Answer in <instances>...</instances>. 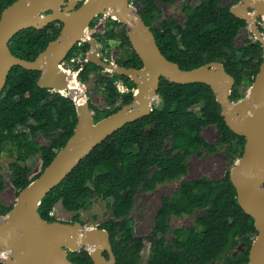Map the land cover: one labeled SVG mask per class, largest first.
I'll use <instances>...</instances> for the list:
<instances>
[{
	"label": "trees",
	"instance_id": "trees-1",
	"mask_svg": "<svg viewBox=\"0 0 264 264\" xmlns=\"http://www.w3.org/2000/svg\"><path fill=\"white\" fill-rule=\"evenodd\" d=\"M17 0H0L2 12ZM176 0H130L144 23L151 29L162 54L184 71H192L210 63H221L235 79L231 100H241L245 85L253 83L263 63L264 49L260 42L246 40L241 47L236 39L247 28V22L232 14L239 0H198L196 7L185 5V22L175 19L159 23L160 5H172ZM114 25L122 24L113 21ZM62 23L55 22L42 30L34 28L18 33L11 41L12 53L24 60L34 61L50 42L56 40ZM109 39L119 37L113 30ZM130 49L126 68H141L143 63L122 32ZM127 49V50H128ZM78 51L68 54L69 60ZM103 59V58H102ZM102 68L85 64L79 79L90 82ZM39 71L15 67L0 96V155L14 145L17 161L10 166L12 183L19 195L41 174L32 177L28 161L39 155L45 170L74 135L78 123L74 102L59 93L38 86ZM122 80L129 89L123 104L134 100L135 83L128 77L99 78L107 102L117 103L121 96L115 82ZM161 108L136 122L127 124L97 146L76 169L42 202L39 213L53 223L52 212L60 203L70 213L88 208L97 197L112 199V218L100 225L109 232L116 264H139L145 247L150 244L147 264H248L249 254L257 236L254 220L240 207L230 173L223 178L184 180L177 191L164 196L156 214L154 227L147 237L135 234L131 214L137 194L152 192L157 186L188 175V160L202 155L206 149L213 153L225 148L229 157L242 155L246 139L235 135L226 125L222 108L211 87L206 84L179 85L162 79L158 90ZM90 110L96 122L115 111H100L93 104ZM200 106L201 113L194 111ZM207 127H215L217 145L203 137ZM19 128L28 133L19 134ZM41 134L49 141L39 146L30 137ZM1 180V175H0ZM1 185V184H0ZM13 207L0 202V217ZM195 217V225L173 229L171 217ZM74 222H83L79 215ZM84 225V224H83ZM108 257V254H105ZM74 264H94L90 254L82 250L69 252ZM2 264V263H0Z\"/></svg>",
	"mask_w": 264,
	"mask_h": 264
},
{
	"label": "water",
	"instance_id": "water-1",
	"mask_svg": "<svg viewBox=\"0 0 264 264\" xmlns=\"http://www.w3.org/2000/svg\"><path fill=\"white\" fill-rule=\"evenodd\" d=\"M80 2L83 3L80 5ZM132 7L134 8V5L130 3V0H17L2 12L0 19V96L15 67H22L28 71H39L41 77L38 80V86L70 98L75 104L78 117L74 135L66 146L40 177L20 192L13 209L6 216L0 217V245H7L11 242L12 248L17 251L15 259H9L2 264H74L69 259V252L82 250L90 254L94 264L100 263L104 258L109 259L111 264H116L111 237L107 230L100 227L93 229L99 234L96 243L104 248L103 256L97 260L89 249L88 239L84 235V232L91 227H85L80 222L75 224L59 221L48 223L42 218L39 210L43 200L97 146L127 124L136 122L153 112L154 107L148 105L146 100L152 92L158 96L162 79L179 85L201 83L210 86L222 108V116L228 128L235 135L246 139L242 159L237 162L242 163L244 175L235 174L238 169L236 163L230 173V179L236 189L240 207L254 220L257 231V236L251 246L248 264H264V60L248 96L234 102L231 100V95L235 79L226 72L223 64L210 63L192 71L182 70L162 54L154 34L140 15L137 12L136 16L131 15ZM250 8L255 10L253 19L246 15ZM110 9L114 10L119 20L105 14ZM231 12L237 18L253 23L257 16L264 18V0H241L232 7ZM102 14L125 24L127 28L130 20L138 21L148 36L141 38L138 36L140 32H133L128 28L129 41L143 63L141 68H126L107 62L100 57L98 44L90 39L85 40L91 44L86 64L91 63L105 72H114L119 76L128 77L135 83L138 91V97L134 95L131 104L99 122L95 121L83 91L84 105L90 116V123L86 124L80 113L78 101L72 96V89L66 88L69 80L67 75L61 71V67L68 54L80 42L74 39V35L88 30L93 20ZM55 22L63 25L59 37L50 42L34 61L21 59L12 53L10 43L18 33L31 28L42 30ZM259 38L264 49V40L262 37ZM44 61H48L46 68H42ZM214 65L224 72L229 85H220L219 81L212 76ZM83 70L84 67L77 73H73L81 87L83 83L79 75ZM133 76L139 78L141 83L134 81ZM148 77H150L149 80ZM61 88H66L69 95L62 93ZM249 100L255 104L254 108H247L246 104ZM139 102L141 103L140 111L137 110ZM242 115L246 117L244 120H241ZM67 232L79 235L74 249L59 247L55 244L56 241L64 240ZM104 253L108 254V259Z\"/></svg>",
	"mask_w": 264,
	"mask_h": 264
},
{
	"label": "rangeland",
	"instance_id": "rangeland-1",
	"mask_svg": "<svg viewBox=\"0 0 264 264\" xmlns=\"http://www.w3.org/2000/svg\"><path fill=\"white\" fill-rule=\"evenodd\" d=\"M83 2H80V5ZM200 4L198 0H176L172 5H160L157 17L159 23L164 20L175 19L180 23L185 22V14L183 8L185 5H190L196 7ZM135 8V9H134ZM135 12L138 13V8L134 6ZM250 14H254V9H249ZM112 18L107 15H99L91 23L88 29V38L98 44V52L100 57L104 60L114 63L118 66H122L120 62L127 59L130 49L125 43L124 38L121 37L122 32L128 35V28L125 24L121 23V26L114 25L112 23ZM114 21V20H113ZM248 26L245 28L236 39V45L241 47L245 44L246 40L249 41H261L260 36H264V18L258 17L257 22L247 23ZM260 27L263 29V33L260 32ZM114 31L119 37L115 40L109 39L108 34ZM257 32V33H255ZM258 34V35H257ZM128 37V36H127ZM129 39V38H128ZM78 51L73 54V56L62 63V71L77 73L82 67L87 63L88 54L91 51V44L87 41H80L75 46ZM128 49V50H127ZM71 59H75L72 62ZM117 75L114 72H105L103 69L96 72V74L91 78L90 82L82 85V90L85 92L87 103L93 104L100 111H115L116 109H123L126 105L123 104L125 95L129 93V89L124 84L122 80H117L115 82L116 88L120 93V97L117 103L112 105L107 102L103 94V88L97 85L99 78L109 77L114 78ZM119 76V75H118ZM254 82V81H253ZM120 84L124 93H121L117 87ZM253 83L245 85L242 88L243 98L248 96ZM137 89L134 90V95H136ZM69 94V93H68ZM73 96V95H72ZM242 98V99H243ZM154 108H161L162 101L159 96H156L153 101ZM117 110L115 113H117ZM194 111L201 113L200 106L196 107ZM114 113V114H115ZM28 133L26 128H19L18 133ZM204 139L211 145H217L219 140V135L215 127H207L203 131ZM39 146H47L49 141L41 134L36 137H30ZM17 152L14 145H8L6 150L0 155V202L5 207H14L17 203V190L12 183V173L10 166L12 163L17 161ZM242 155H236L232 158L228 156L225 148L217 147V151L210 153L208 150L203 149L202 155H193L188 160L189 171L188 175L172 182H167L157 186L156 190L152 192H139L137 194V200L135 208L131 214L133 219V225L135 234L138 237H147L153 227L155 222V217L157 212L162 206V199L164 196H170L178 190L180 184L184 180H196L200 178H208L210 180H218L223 178L228 172L231 173L235 164L242 159ZM28 166L32 169V177H35L44 172L43 162L39 155H36L29 159ZM113 203L112 199L103 200L101 198H93L89 202L88 208L80 211L79 213L67 212L62 204L56 206L52 212V217L59 222L66 224H75V216L79 215L80 220L83 222L85 227H99L104 224L107 220L112 218L111 205ZM195 217L184 216V217H171L170 225L173 229L178 228H188L195 225ZM85 249V247H84ZM150 251V245L145 243L143 256L139 264H147L148 256ZM107 253H104V256ZM106 257V256H105ZM107 259L109 258L106 257ZM109 260V259H108ZM6 260L0 258V263H4ZM222 264V263H218Z\"/></svg>",
	"mask_w": 264,
	"mask_h": 264
},
{
	"label": "bare ground",
	"instance_id": "bare-ground-1",
	"mask_svg": "<svg viewBox=\"0 0 264 264\" xmlns=\"http://www.w3.org/2000/svg\"><path fill=\"white\" fill-rule=\"evenodd\" d=\"M130 13L132 16H136L137 13L135 12V10L133 9V7L130 10ZM108 15H111L114 19L119 20V18L116 16L114 10H109L108 13H105ZM247 16H249L250 18L253 19V14H246ZM129 29L130 31H138L140 32L138 34L139 37L141 38H145L148 35L146 34L145 29L143 28V26L138 22V21H134V20H130L129 23ZM257 33V32H256ZM262 37V36H260ZM74 39L75 40H79V41H85L88 40L90 38H88V30H85L83 33H78L76 35H74ZM262 39L264 40V36L262 37ZM48 65V61H44L42 68H46ZM62 71V69H61ZM63 72V71H62ZM67 75L69 83L68 86L66 87L67 89H72L73 92V96L77 99L78 101V105L80 106V113L83 117V120H85L86 124L90 123V116H89V112L86 109V106L84 105L85 103V98L83 95V90L81 87V85L78 83V81L76 80L75 76L73 75V73L71 72H63ZM212 76L219 81L220 85H229V81L227 80L224 72L222 70H220V68L217 65H214L212 68ZM134 79V81L141 83L139 78H136L135 76L132 77ZM150 79V77H148V80ZM66 88H61V92L64 93L65 95H69L68 92L66 91ZM136 96L138 97V91L136 93ZM157 95H154V93L152 92L150 94V96L147 98L146 103H148V105L153 107V101L155 99ZM248 99V98H247ZM137 110L140 111L141 109V103H137ZM247 108H254L255 104L251 103L250 100L248 101V103L246 104ZM243 114V113H242ZM244 118H246L244 115H242L241 120H244ZM237 121H240V119H236ZM237 167L238 169L236 170L235 174L237 176H243L244 175V171H243V165L242 163H237ZM93 229V227L87 229L88 231L84 232V235L87 237L88 239V247L91 250L92 254L96 257V259H100L101 256H103V251L104 248L101 244L96 243V239L99 237L98 232H95ZM66 238L62 241H56L55 244L58 245L59 247H67L70 249H74L77 238L79 237L78 234H71L69 232H67L66 234ZM17 257V251L15 249L12 248V244L11 242L8 243L7 245H0V258L4 259V260H9V259H15ZM98 264H111V262H109L108 260H106L105 258Z\"/></svg>",
	"mask_w": 264,
	"mask_h": 264
},
{
	"label": "flooded vegetation",
	"instance_id": "flooded-vegetation-1",
	"mask_svg": "<svg viewBox=\"0 0 264 264\" xmlns=\"http://www.w3.org/2000/svg\"><path fill=\"white\" fill-rule=\"evenodd\" d=\"M239 1H241V0H239ZM235 5H237V4H235ZM251 9H252V8H251ZM258 17H262V16H257L256 19L254 20V22H257ZM247 26H248V24H247ZM259 30H260L261 33H263V29H262V27H260ZM252 42H253V44H254V43H257V42H260V41H252ZM260 43H261V42H260ZM149 245H150V244H149Z\"/></svg>",
	"mask_w": 264,
	"mask_h": 264
},
{
	"label": "built area",
	"instance_id": "built-area-1",
	"mask_svg": "<svg viewBox=\"0 0 264 264\" xmlns=\"http://www.w3.org/2000/svg\"><path fill=\"white\" fill-rule=\"evenodd\" d=\"M71 61L72 62H75V59H71ZM106 61V60H105ZM108 62V61H107ZM117 87H118V89H119V91L121 92V93H124L125 91L124 90H122V87H121V85L118 83L117 84Z\"/></svg>",
	"mask_w": 264,
	"mask_h": 264
}]
</instances>
